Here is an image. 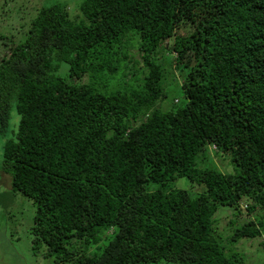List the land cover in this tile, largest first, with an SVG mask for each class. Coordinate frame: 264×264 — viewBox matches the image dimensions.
I'll return each instance as SVG.
<instances>
[{"label": "trees", "instance_id": "16d2710c", "mask_svg": "<svg viewBox=\"0 0 264 264\" xmlns=\"http://www.w3.org/2000/svg\"><path fill=\"white\" fill-rule=\"evenodd\" d=\"M35 14L0 58V172L35 206L33 254L243 264L216 233L222 209L229 243L264 248V0H84L74 17L59 2ZM159 51L172 59L170 102ZM207 154L222 167L201 165Z\"/></svg>", "mask_w": 264, "mask_h": 264}, {"label": "rangeland", "instance_id": "374dc122", "mask_svg": "<svg viewBox=\"0 0 264 264\" xmlns=\"http://www.w3.org/2000/svg\"><path fill=\"white\" fill-rule=\"evenodd\" d=\"M84 0H0V58L7 52L12 42L23 40L25 33L30 27L31 21L35 18V10L42 6H48L52 3H64L68 7L69 15L74 17L79 14V6ZM166 46L167 43H163ZM173 56V55H172ZM174 58V56L172 57ZM156 59L162 60L161 51L157 53ZM170 56L166 55L161 61V65L167 73L169 64H171ZM168 75V102L175 98H179V94H175L176 85L171 81L173 74ZM19 121V117L13 110L11 113L10 129L15 130ZM6 136L0 134V167L2 162L3 143ZM209 156V157H208ZM212 162L218 168L222 167L221 161L212 159L207 154L200 163L204 165L206 162ZM229 166V165H228ZM228 168L232 171V166ZM9 179L0 172V264H50L49 259L44 257V249L38 255H34L31 250L32 237L29 229L33 223L35 206L32 201L24 198L20 194L10 192ZM7 192V193H4ZM242 208L245 205L242 204ZM230 212L219 210L216 215L217 220L221 218V226H215L216 233L220 240L227 248L234 250L245 259L243 264H262L264 262V248L261 245L263 239L246 240L242 239L238 244L232 245L226 240L224 235L228 220H224ZM247 218V217H246ZM251 218V217H250ZM240 220H244L240 216ZM218 222V221H217ZM228 225V224H227ZM230 228H232L230 226ZM228 235L231 230L228 231Z\"/></svg>", "mask_w": 264, "mask_h": 264}]
</instances>
